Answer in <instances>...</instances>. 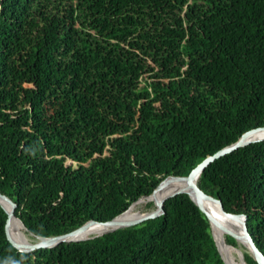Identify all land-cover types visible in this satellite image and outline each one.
Masks as SVG:
<instances>
[{
  "label": "trees",
  "instance_id": "obj_1",
  "mask_svg": "<svg viewBox=\"0 0 264 264\" xmlns=\"http://www.w3.org/2000/svg\"><path fill=\"white\" fill-rule=\"evenodd\" d=\"M261 127L264 0H0V192L28 238L154 210L163 185ZM197 184L264 252V140ZM7 221L0 204V264H227L188 193L140 224L31 251Z\"/></svg>",
  "mask_w": 264,
  "mask_h": 264
},
{
  "label": "water",
  "instance_id": "obj_2",
  "mask_svg": "<svg viewBox=\"0 0 264 264\" xmlns=\"http://www.w3.org/2000/svg\"><path fill=\"white\" fill-rule=\"evenodd\" d=\"M263 140H264V127H261L259 129H255L247 132L236 142L221 148L220 150L216 151L211 155H208L199 164H197L186 177H180L178 180H173L166 183L160 188V190L157 193L153 194V196L155 197V205H156V209L154 210H150L139 215H128V217L126 218H122V215H118L115 218L107 221H98L95 219H91L84 226L77 228L70 233L55 235L46 238H40V240L36 242H31L25 239L22 232L19 229H16V227L13 224V220L16 217L15 211L17 206L11 198L0 192V204L6 209L8 213V221H7L8 237L13 244L27 251H31L43 247H53L62 242L86 240L103 235L107 232L119 228L140 224L148 219L157 217L165 212V201L167 199L180 193H188L193 198V200L201 207V209L205 211V213L207 214L212 226V230L214 228L219 229V225H218V220L214 219L210 213L209 204H215L216 206H218L219 214H221L224 218L226 217L229 220H231L235 224V227L239 230V232L245 237L253 257L258 261L259 264H264V252L256 244L255 239L253 238L251 232L249 231V225L246 222L243 215L240 213H232L227 211L224 207L223 201L219 197L206 193L197 184V180L199 179L201 173L213 161H215L219 157H222L228 153L235 151L236 149H239L240 147ZM90 223L104 224L106 225L107 228L104 230V232L94 234L92 236L79 237V235L83 232L84 228ZM13 236L17 240H15ZM215 239L217 246L221 251L216 236ZM228 245L235 247L231 244ZM222 257L225 260V262L228 263L223 253H222Z\"/></svg>",
  "mask_w": 264,
  "mask_h": 264
},
{
  "label": "rangeland",
  "instance_id": "obj_3",
  "mask_svg": "<svg viewBox=\"0 0 264 264\" xmlns=\"http://www.w3.org/2000/svg\"><path fill=\"white\" fill-rule=\"evenodd\" d=\"M155 79H156V77H152L150 74H144V78L142 79V83L151 91V93L153 95L155 94L154 93V80ZM140 206H141V204H138L136 206V209H134V211L130 215H139V214H142L143 212L147 211V210L141 211ZM217 220H218L219 226L231 228L237 232L238 245H236V246L233 245L235 247L225 248V246H223L222 249L220 248L221 251L223 252L227 262H228L227 264H241L240 263L241 257H244L245 254L251 255V251H250V248L246 242L245 237L239 231H237L236 230L237 228L235 226H233L232 224H230L223 216L219 215ZM25 232L28 234L29 239L32 242H36V241L40 240L39 237H35L31 233H29L27 230ZM236 248H238V249L236 250ZM239 252L241 253V256H240ZM244 259H245V257H244Z\"/></svg>",
  "mask_w": 264,
  "mask_h": 264
},
{
  "label": "bare ground",
  "instance_id": "obj_4",
  "mask_svg": "<svg viewBox=\"0 0 264 264\" xmlns=\"http://www.w3.org/2000/svg\"><path fill=\"white\" fill-rule=\"evenodd\" d=\"M209 209H210V213H211V215H212V217L214 218V219H216L217 220V218H218V216L219 215H221V214H219V208H218V206H216L215 204H209ZM222 216V215H221ZM126 217H128V215H126V216H122V218H126ZM225 219L227 220V221H229L233 226H235V224L231 221V220H229L228 218H226L225 217ZM19 220H18V218L17 217H15L14 218V220H13V224H14V226L16 227V229H19L21 232H22V234H23V236H24V238L25 239H27V240H29V241H31L28 237H27V235L18 227V224H17V222H18ZM99 225H104V224H95V223H90V224H88L85 228H84V230H83V232L79 235V237H88V236H92V235H94V234H98V233H95L96 232V230H97V228H98V226ZM105 227L99 232V233H101V232H104V230L107 228L106 227V225H104ZM213 232H214V234H215V236H216V238H217V241H218V243H219V246H220V248L222 249V247L223 246H225V248H228V247H232V246H229L224 240H223V238H222V236L220 235V233H219V229L218 228H214L213 229ZM13 238L15 239V240H17L14 236H13ZM32 242V241H31ZM237 250V249H236ZM239 254H240V256H241V253L239 252ZM243 256V255H242ZM241 261H240V263L241 264H247L245 261H244V257H241V259H240Z\"/></svg>",
  "mask_w": 264,
  "mask_h": 264
}]
</instances>
